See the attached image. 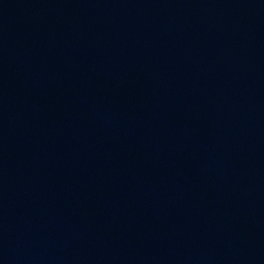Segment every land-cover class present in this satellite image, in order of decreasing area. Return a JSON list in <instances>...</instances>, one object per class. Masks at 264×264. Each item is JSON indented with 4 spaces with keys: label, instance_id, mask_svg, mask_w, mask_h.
Masks as SVG:
<instances>
[{
    "label": "water",
    "instance_id": "1",
    "mask_svg": "<svg viewBox=\"0 0 264 264\" xmlns=\"http://www.w3.org/2000/svg\"><path fill=\"white\" fill-rule=\"evenodd\" d=\"M0 264H264V0H0Z\"/></svg>",
    "mask_w": 264,
    "mask_h": 264
}]
</instances>
